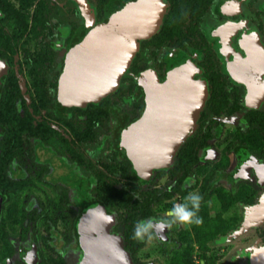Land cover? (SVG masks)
<instances>
[{
    "label": "flooded vegetation",
    "instance_id": "af4514ba",
    "mask_svg": "<svg viewBox=\"0 0 264 264\" xmlns=\"http://www.w3.org/2000/svg\"><path fill=\"white\" fill-rule=\"evenodd\" d=\"M109 1L0 0V264H264V0H162L116 88L74 101V38ZM178 55L194 116L143 169L132 134ZM189 193L202 225L133 238Z\"/></svg>",
    "mask_w": 264,
    "mask_h": 264
},
{
    "label": "water",
    "instance_id": "95a60500",
    "mask_svg": "<svg viewBox=\"0 0 264 264\" xmlns=\"http://www.w3.org/2000/svg\"><path fill=\"white\" fill-rule=\"evenodd\" d=\"M163 10L162 0H110L101 21L87 16L67 61L65 81L71 98L78 102L97 100L116 88L140 40L160 25ZM189 65L187 58L178 55L171 61L167 82L147 90V102L131 138L140 168L164 162L188 131L195 109V91L187 75ZM113 257L104 263L130 264L120 244Z\"/></svg>",
    "mask_w": 264,
    "mask_h": 264
},
{
    "label": "clouds",
    "instance_id": "9594fccd",
    "mask_svg": "<svg viewBox=\"0 0 264 264\" xmlns=\"http://www.w3.org/2000/svg\"><path fill=\"white\" fill-rule=\"evenodd\" d=\"M201 201L200 195L189 193L183 203H176L167 211L169 219L138 221L134 227L133 238L151 241L154 236L161 235L166 228L174 224L187 227L202 225L203 218L199 215Z\"/></svg>",
    "mask_w": 264,
    "mask_h": 264
}]
</instances>
